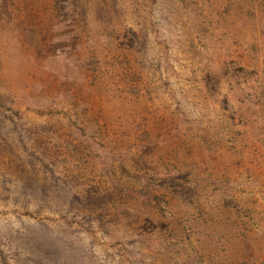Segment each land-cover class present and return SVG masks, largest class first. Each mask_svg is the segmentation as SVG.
Returning a JSON list of instances; mask_svg holds the SVG:
<instances>
[{
	"label": "rangeland",
	"instance_id": "1",
	"mask_svg": "<svg viewBox=\"0 0 264 264\" xmlns=\"http://www.w3.org/2000/svg\"><path fill=\"white\" fill-rule=\"evenodd\" d=\"M0 264H264V0H0Z\"/></svg>",
	"mask_w": 264,
	"mask_h": 264
},
{
	"label": "trees",
	"instance_id": "2",
	"mask_svg": "<svg viewBox=\"0 0 264 264\" xmlns=\"http://www.w3.org/2000/svg\"><path fill=\"white\" fill-rule=\"evenodd\" d=\"M188 191V190H187Z\"/></svg>",
	"mask_w": 264,
	"mask_h": 264
}]
</instances>
